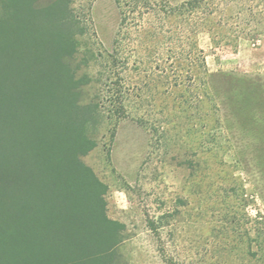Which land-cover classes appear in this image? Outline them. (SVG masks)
Listing matches in <instances>:
<instances>
[{
    "label": "rangeland",
    "instance_id": "rangeland-1",
    "mask_svg": "<svg viewBox=\"0 0 264 264\" xmlns=\"http://www.w3.org/2000/svg\"><path fill=\"white\" fill-rule=\"evenodd\" d=\"M71 1L86 26L83 98L100 105L97 145L82 160L106 185V213L121 225L114 264H246V231L255 237L264 227V97L257 103L248 90L253 83L264 93V0H209L224 36L198 35L208 92L179 28L194 17L177 26L132 1L118 74L109 56L115 0ZM174 32L181 49L156 45Z\"/></svg>",
    "mask_w": 264,
    "mask_h": 264
},
{
    "label": "trees",
    "instance_id": "trees-1",
    "mask_svg": "<svg viewBox=\"0 0 264 264\" xmlns=\"http://www.w3.org/2000/svg\"><path fill=\"white\" fill-rule=\"evenodd\" d=\"M132 1L135 7L142 2L115 0L113 73L125 63L121 34L134 11ZM159 1L143 0L158 21L178 26L194 17L192 26L179 28L192 40L188 56L208 92L198 35L207 31L220 43L224 27L209 0ZM245 15L255 14L250 9ZM85 29L71 0H0V264H114L124 239L121 225L106 213V185L82 160L97 145L91 127L100 109L99 102L83 98L88 79L80 72L86 59L79 56V38ZM176 33L156 45L181 49ZM182 51L174 55L177 61L184 59ZM249 87L258 103L263 90ZM244 241L239 249L246 264H264V227L255 237L247 230Z\"/></svg>",
    "mask_w": 264,
    "mask_h": 264
}]
</instances>
